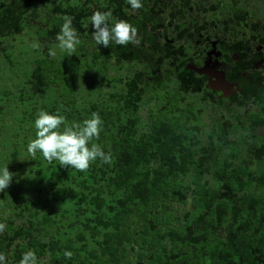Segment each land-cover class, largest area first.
Masks as SVG:
<instances>
[{
  "label": "trees",
  "instance_id": "trees-1",
  "mask_svg": "<svg viewBox=\"0 0 264 264\" xmlns=\"http://www.w3.org/2000/svg\"><path fill=\"white\" fill-rule=\"evenodd\" d=\"M93 13L92 0H0V62L9 71L16 66L21 77L19 86L9 74L10 88L0 78L2 97L11 99L5 101L11 110L6 111L0 97V169L2 161L21 158L16 166L21 189L12 180L0 192V214L10 211L0 217L7 219L0 234L7 264H19L29 250L38 264L41 257L48 264H163L170 252L175 258L182 255L188 227L203 223L202 211L210 208L203 194L217 200L219 190L212 183L222 176L232 178L225 188L245 185L233 184L246 174L233 165L240 143L227 134L232 126L218 124L207 134L200 111L175 100L172 76H157L153 66L151 73L140 68L142 55L134 44L105 48L95 42ZM65 15L74 18L82 42L72 56L56 40ZM21 35L26 40L18 47L8 43ZM33 42L40 49L28 53ZM126 64L136 69L124 72L131 68ZM157 91L164 93L161 104L152 95ZM58 109L69 123H82L98 112L103 131L93 142L110 152L113 162L97 160L79 172L58 161L49 164L39 152L33 159L27 146L36 138L37 114ZM3 195L11 198L3 200ZM178 206H186L183 214ZM217 217L204 215L211 225ZM75 227L81 233L68 234ZM65 251L73 257L65 258Z\"/></svg>",
  "mask_w": 264,
  "mask_h": 264
},
{
  "label": "flooded vegetation",
  "instance_id": "flooded-vegetation-1",
  "mask_svg": "<svg viewBox=\"0 0 264 264\" xmlns=\"http://www.w3.org/2000/svg\"><path fill=\"white\" fill-rule=\"evenodd\" d=\"M142 3L143 8L133 10L127 0H92V11H110V21L140 26L134 45L142 55L140 68L151 73L153 66L157 76H172L175 100L200 111L207 134L218 124L232 126L227 134L233 133L240 143L233 165L246 174L233 182L245 184L241 187L225 188L232 178L222 176L212 183L219 190L217 200L210 201L209 192L203 194L210 206L202 211L203 223L188 227L182 255L175 258V251L170 252L163 264H264V4ZM209 213L218 216L214 225L204 218ZM41 260L48 264L47 257Z\"/></svg>",
  "mask_w": 264,
  "mask_h": 264
},
{
  "label": "clouds",
  "instance_id": "clouds-1",
  "mask_svg": "<svg viewBox=\"0 0 264 264\" xmlns=\"http://www.w3.org/2000/svg\"><path fill=\"white\" fill-rule=\"evenodd\" d=\"M127 3L133 10H139L144 6L142 0H127ZM111 18L110 11H95L90 17L93 39L98 45L108 48L111 43L124 46L139 43L138 29L135 26L124 20H119L110 26ZM73 19L65 15L61 30L56 35L59 49L67 52L69 56L74 55L77 46L82 43L77 30L73 27ZM30 46L33 49H40L38 42H33ZM49 55L55 57L56 51L49 49ZM103 123L98 112H93L91 117L82 123H69L66 116L60 114L59 109L56 114L40 110L35 120L36 138L29 142L27 152L33 159L39 152L49 164L58 161L60 166L79 172H87L91 164L97 160L111 164L112 154L105 153L99 144L93 142L99 139L103 131ZM13 175L7 166L0 169V192H4L10 186ZM5 230L6 225L0 223V234ZM63 255L67 259L73 257L71 251H65ZM0 264H7L3 253H0ZM19 264H38L35 252L29 250L24 253Z\"/></svg>",
  "mask_w": 264,
  "mask_h": 264
},
{
  "label": "rangeland",
  "instance_id": "rangeland-1",
  "mask_svg": "<svg viewBox=\"0 0 264 264\" xmlns=\"http://www.w3.org/2000/svg\"><path fill=\"white\" fill-rule=\"evenodd\" d=\"M256 1H258L259 2V4L258 5H260V4H264V0H256ZM225 5L226 6H230V5H232V0H225ZM43 11V10H42ZM263 14V13H262ZM26 40V36H24V35H21L20 37H15L14 39H10L9 41H8V43L9 44H11L13 47H18L20 44H21V42H23V41H25ZM30 50H32V48H31V46H28L27 47V51H28V53L30 52ZM10 53H11V51H10ZM14 55L15 56H19V52H18V50L17 49H15L14 50ZM29 56V55H28ZM0 60H3V58L1 57L0 58ZM12 60H13V63H15V60L13 59V57H12ZM113 64V63H112ZM124 64V63H123ZM0 65L2 66V67H4V64L2 63V62H0ZM14 65H16V64H14ZM126 65H129L131 68H126L125 70H124V72H131V71H133V70H135L136 68L134 67L135 65L134 64H126ZM116 67V66H115ZM9 74H11L12 76H14L16 79H15V81H14V84H17V85H19L20 86V72H19V70L16 68V66H14L13 67V69L12 70H10L9 71V69H8V67H4V68H2V71H0V78H2V79H4V82L6 83V87H8V88H10V86L11 85H13V83L10 81V75ZM3 85V82H2V80H0V97L4 100V108H5V110L6 111H11L8 107H5L6 105H8V103H5V101H11V99H5V98H3L2 96H3V93H2V86ZM14 92H15V90H14ZM172 93V92H171ZM152 95H153V97L156 99V100H158L159 102H160V104L162 103V100H163V96H164V93L162 92V91H157V92H155V93H152ZM161 100V101H160ZM198 108H202V106H198ZM142 112H144V117H145V115L147 114V112H146V109L145 108H143L142 109ZM3 145H4V147H5V151H7V148H8V145H9V137L7 136V137H5V139H4V141H3ZM9 148H10V146H9ZM19 162H21V158H19V161H15V163L14 162H10V164L8 163V162H4V161H2V164H3V166L5 167V166H7L8 167V169H9V171L11 172V173H13L14 175H13V179L12 180H16V186L18 187V191L21 189V184H20V181L18 180V178H17V169H16V166L17 167H19ZM11 197L10 196H8V195H3L2 196V199L3 200H8V199H10ZM184 208L185 207H183V206H178L177 207V213H179V214H183V210H184ZM178 215V214H177ZM69 220H70V218H69ZM78 233H81V230L79 229V227H75L74 229H72V230H69L68 231V234H70L71 236H75V235H77Z\"/></svg>",
  "mask_w": 264,
  "mask_h": 264
}]
</instances>
